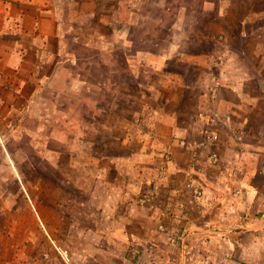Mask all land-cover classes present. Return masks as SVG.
Wrapping results in <instances>:
<instances>
[{"label": "crops", "instance_id": "obj_1", "mask_svg": "<svg viewBox=\"0 0 264 264\" xmlns=\"http://www.w3.org/2000/svg\"><path fill=\"white\" fill-rule=\"evenodd\" d=\"M88 2L95 0H0V105L7 109L3 118L10 122L12 113L17 112L47 120L49 115L36 113V107L67 103L66 111L52 114L67 120L72 133L71 139V133L62 134L68 137L66 164L60 151H51L52 164L68 168L62 177L54 175L52 183L58 188L52 189L51 217L44 198L36 200L44 244L59 260L26 257L7 264H130L132 246L142 248L141 264H264V207H251L250 194L257 195L250 192L256 191L252 180L246 175L232 183L219 181L210 160L211 152L230 155L232 135H264V98L252 93V74L238 76L242 69L233 54L221 68L219 79L213 78L212 94L209 82L173 79L168 58L183 52L176 49V54L163 51L157 55L150 49L134 48L130 32L134 22L122 15L114 30L108 28V22L96 17L94 10H84ZM108 53L116 57L109 64ZM262 54V49L256 53ZM95 55L102 60L95 63ZM157 56L162 61L157 62ZM99 67L101 77L90 78ZM141 73L146 74L144 82ZM141 86L148 88V93L141 92ZM199 86L204 94L192 102L190 112L191 101L185 91ZM259 86L262 89L261 83ZM173 89L179 92L171 94ZM110 94L117 104L130 107L141 102L148 111L122 108L117 118L120 123L114 127L103 124L101 129L110 142L103 140L96 147L89 136L84 137L81 153L77 150L81 131L75 129L79 125L74 121L86 123L102 114L108 117L103 105ZM76 104L95 105L97 111L78 115L72 110ZM124 112L130 115L125 117ZM213 112L223 119L230 117L231 123L225 124L226 129L212 127L220 133V142L202 149L192 166L190 150L181 146V141L201 140L206 127L210 128L207 124ZM142 120L147 122L146 130L137 128ZM86 126L82 135H91L92 128ZM250 144L243 145L248 148ZM254 148L264 149L261 145ZM46 152L41 148L43 156ZM81 168L82 176L77 175ZM223 181L242 185V196L239 192L228 198L226 208L217 211L215 185L221 186ZM37 182L47 183L41 177ZM188 183L201 194L185 190ZM146 189L156 192L160 207L174 206L166 223L170 233H177L176 242L159 231L160 211L137 203ZM259 199L264 205V190ZM178 202L185 207H178ZM254 214L259 218L254 219ZM239 216L242 221H234ZM164 247L177 249V255H168Z\"/></svg>", "mask_w": 264, "mask_h": 264}, {"label": "rangeland", "instance_id": "obj_2", "mask_svg": "<svg viewBox=\"0 0 264 264\" xmlns=\"http://www.w3.org/2000/svg\"><path fill=\"white\" fill-rule=\"evenodd\" d=\"M121 1L123 4H120ZM84 10L86 12L94 10L96 17L107 21V27L113 30L117 27V18L123 15L131 19L134 25L130 28V32L134 34V48L136 49H150L157 55L163 51L176 54L174 53L176 49L179 53L183 52L181 56L173 55L168 58V70L173 75V79L180 77L182 81L193 83L197 80L204 84L209 82L208 92L211 94L213 93V83H215L213 78L219 79L221 68L225 65L227 58L236 54L242 69L238 70V76L243 78L245 73L252 74L254 77L253 83H251L252 93H259L264 98V0H95V3L84 4ZM260 49L263 51L262 56L256 55ZM119 53L121 55V52ZM95 56V63L102 60L100 56ZM181 57L184 60H181ZM105 58L109 64L110 60L114 61L116 57L108 53ZM156 58L157 62L162 61V57L157 56ZM118 59L120 62H124L123 58L118 57ZM187 59H193V61ZM262 68L263 70H260ZM102 74L99 67V70L92 71L90 78L98 79ZM144 80H146V74L143 76L141 73V82ZM260 83L262 89L259 86ZM140 91L148 93V88L141 86ZM178 92L179 89H173L171 94L175 95ZM185 92L191 101L189 104L191 112L193 111L192 102L201 96L203 87L199 86L192 92L187 89ZM93 96L96 97L98 94ZM111 96L110 94L109 99L112 98ZM48 97L51 96L48 95ZM105 103L103 106L107 107L108 117L102 114L97 115L99 119L86 121V123L85 121L79 123L74 121L79 125L75 129L81 131L77 150L83 149L84 137L89 136L96 147H100L103 140L108 142L107 132L101 130L103 124L113 127L117 125L119 122L117 120L118 113H121L122 108H130V110L141 111V113L148 111L141 102L133 103L130 107H128L129 104H117L114 99ZM67 109V103L58 107L48 103L35 108L36 113L43 111L49 115L47 120L19 116L15 112V114L12 113L13 116L9 122L3 118L7 115V109L0 105V264L13 263L19 259L25 260L26 257L36 261L38 258L49 259L53 256L51 248L44 244L45 239L36 212V200L44 198L43 204L51 217L52 189L58 188L56 183H52L55 179L54 175L62 177L63 171L67 174L68 170L66 166L58 168L52 164L50 161L51 151H60L66 164L68 137H63L62 134L71 133L68 132L65 124L67 120L58 118L59 116L52 113L55 110L66 111ZM72 110L80 115L85 112L90 114L97 111L95 105L88 104H76ZM128 114L130 115V112H124L125 117ZM89 124L91 125L89 126ZM84 125L92 128L91 135H82ZM87 126L85 129L88 130ZM138 127L141 130H146L147 122L145 120L138 121ZM215 127L226 129L228 126L220 122ZM232 136L234 144L229 145V156L215 151L219 156V161L215 162V176L220 178L219 181L225 179L232 183V180L238 176L247 175L256 188V191L251 189L250 192L257 193L255 196L249 193L251 207L258 210L264 207L259 199V192L264 190V149L259 150L254 147L257 145L264 147V141H261L262 138L264 139V135L259 132L251 133L249 136L239 135L242 136L241 139L237 134ZM71 138L72 133L69 139ZM244 143H251L253 148H251V144L248 148L245 147ZM41 148L48 150L44 156L41 153ZM82 174V168L77 169V175L82 176ZM39 177L44 178L47 183H38ZM229 182L223 181L224 184L221 186L215 185V210L217 209V211L222 207L226 208L224 204L228 198L235 197L239 192L242 196L240 188L243 186L235 183L229 184ZM226 183L228 184L226 185ZM65 187L69 188L67 185ZM143 192L139 194L137 203L145 205L153 211L159 210L161 215L164 208L159 206L158 198V209L139 202L138 199ZM43 194L44 196H42ZM258 214H254L252 217L259 218ZM160 218L158 221L159 231L163 234L166 233L171 238L169 241L175 239L176 242L177 233L169 232L166 216L161 215ZM213 218L217 223L219 217L215 215ZM242 219L243 217L239 216L234 221L239 222ZM220 220L230 222L226 217H221ZM161 225L164 226V229L160 227ZM164 248L168 255H177V249ZM141 255L142 248L132 246L130 264H141ZM55 260L59 259L55 258Z\"/></svg>", "mask_w": 264, "mask_h": 264}, {"label": "built area", "instance_id": "obj_3", "mask_svg": "<svg viewBox=\"0 0 264 264\" xmlns=\"http://www.w3.org/2000/svg\"><path fill=\"white\" fill-rule=\"evenodd\" d=\"M213 92H215V89L212 88ZM230 117H225L224 119L221 117V115L218 112H213L209 118L208 121V127H206V130L204 131V135L202 137L201 140L199 141H191V140H183L181 141V146L187 148L190 150L191 153V164L192 166H195L199 157H200V153L202 151V149H205L206 147H209L211 145H216L220 142V133L218 131H216L215 129L212 130V127L217 124H219L220 122L224 123V124H230ZM239 139L242 138V136L238 137ZM210 160L212 164H215V162L219 161V156L216 152H211L210 155ZM194 185L192 183H188L186 185L185 190L189 189L190 191L193 190L194 194L196 195H200L201 192L197 189H195L193 187ZM139 202L142 204H147L148 206H150L151 208H157L158 204H157V194L155 191L153 190H147L145 192H143L140 197H139ZM178 207L183 208L185 207L184 203H180L178 202ZM174 206H166L162 211H161V215L162 216H168L172 213H174L173 211ZM162 229H164V226L161 225L160 226Z\"/></svg>", "mask_w": 264, "mask_h": 264}]
</instances>
